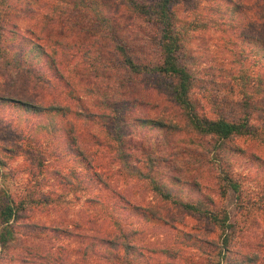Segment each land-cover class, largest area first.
<instances>
[{"label": "rangeland", "instance_id": "rangeland-1", "mask_svg": "<svg viewBox=\"0 0 264 264\" xmlns=\"http://www.w3.org/2000/svg\"><path fill=\"white\" fill-rule=\"evenodd\" d=\"M8 1L10 8L1 6L2 11L7 9L5 14L7 24L3 30L6 41L5 53L4 56H0V97L42 106L68 104L74 108L75 103L65 95L62 77L59 76L62 74V50L73 54L69 62L70 68L75 64L76 70L78 66L80 69L86 66L77 58L81 50L79 52L72 44L78 40L80 43L85 36L84 27H89L91 21L79 12L69 10L62 17V0ZM254 1L249 0L248 5L252 6ZM209 5L210 2L200 0H181L178 8L179 13L183 15L185 10L191 8H196V13L206 12L205 9ZM113 9L114 7L112 11ZM256 11L264 12V4L260 3ZM115 19L118 21L116 27L128 43L135 46L144 42L149 43L147 36H152V31L147 25L122 10L116 11ZM253 24L250 35H253V29H264V26L256 22ZM74 36H77V39ZM92 40L94 42L91 43ZM85 42L88 47L83 48H89L88 55L93 57L98 43L94 38ZM65 43L69 45L66 46ZM32 44L40 45L45 52L42 55L36 53L34 57L29 54L34 62L36 74L40 75L43 81L35 79L34 74L27 71V62L24 61L27 48L30 46L34 48ZM184 47L187 68L194 76V95L198 97L204 110H209L210 101L215 100L220 101V107H223L224 112L230 111L229 105L224 107L221 104V98L233 99V85L228 83V78L221 69L232 68L235 64L233 60L241 49L242 56H246L242 63L247 68L246 71L250 73L257 69V62L256 65L250 63L260 56L258 52L255 53L256 48L240 43L236 34L222 32L219 26L192 32ZM49 58L52 60L53 69L47 62ZM105 66L111 70L106 72L110 74L109 76L102 74L100 65L98 68L95 67L96 69L84 68L87 71L85 80L74 85L73 92L81 98H87L89 95L83 92L86 85L103 87L109 84L107 88L110 92L123 93V89L120 90V86H123L120 80H115L113 72L116 67L113 61L107 59ZM53 70H57V73L55 74ZM143 82L142 79L136 80L119 102L122 106H127L126 109H122L124 117L120 123L121 148L139 157L150 153L156 162L157 177L165 182L178 181L174 188L179 198L188 200L208 197L220 203L228 212L229 222L238 223L240 226L237 243L231 247L232 250L230 249L228 264H255L242 259L241 254L253 255L252 253L263 251L264 199L252 205L248 213L236 210L233 193L228 190L224 196L216 194L215 169L197 161L192 153L193 147L186 144L187 139L183 134H170L141 126L137 119L157 115L161 106L159 103H163L161 102L163 96L155 99V91ZM116 85L119 89H115ZM127 96L137 100L123 99ZM116 98L120 97L117 95ZM150 99H154L151 101L155 104H144ZM84 103L90 106L89 101L85 100ZM166 105L164 103L161 108L163 115L170 111ZM50 121L45 114L27 115L21 113L16 104L0 103V155L6 159L8 165L4 170H9L8 176L0 177V189L7 187L13 196L19 193L22 198L26 190L23 187L33 186L34 180L39 183L32 187L35 188L34 195L38 199L30 205H25L23 217L19 225H16V230L21 234H17L15 240L9 242L6 250L0 254V264H49L50 260H53V264H62V255L67 263L80 264V258L74 251L80 243L77 239H64L62 229L81 232L88 236L106 237L113 228L111 225L113 218L119 221L118 224L123 230L134 231L132 243L135 246H147L156 251L169 241L177 256L188 258L193 264H206L204 251L181 246L173 242V239L181 238L182 232H190L203 240L215 243L222 236L218 227L212 226L202 216L187 214L167 202L160 201L142 179L124 174H111L110 172L117 167L115 164L107 165L111 161L109 157L112 151L101 146L96 149L97 145L93 142L92 135L99 140L104 139L102 132L104 126L102 127L100 123L82 119L71 120V134L75 136L76 144L84 149L90 162L93 160L99 166L85 170L72 153L66 151L65 136L60 128L52 130L51 136L42 128L43 125H49ZM52 121H55L58 127L65 123L59 116H55ZM261 122H264V115L259 116L256 121L257 124ZM230 145L245 148L247 152L264 159V147L255 141L238 139ZM28 146L46 154L44 166L40 169L41 172L37 169V174L34 164L30 162L29 155L33 152ZM231 160L235 173L249 176L246 181L243 179V187L250 192V196L258 193L261 184L264 185V170L255 169L239 155L231 157ZM106 168L109 171L100 174L101 181H95L90 174L93 170L101 172ZM69 169L75 170V175L69 173ZM30 174L34 176L31 177ZM76 184L78 187H75ZM134 205L156 213L163 217L165 222L143 221L135 214ZM31 226L43 227L42 234L30 233ZM62 245L65 247L63 252ZM26 251H29V254H26ZM40 253L47 257L39 258ZM24 256L29 259L23 261ZM168 261L170 260L163 254L158 256L153 254L147 262L165 264ZM85 264L96 263L93 257H89ZM174 264L185 263L175 260ZM256 264H264V257L262 260L258 259Z\"/></svg>", "mask_w": 264, "mask_h": 264}, {"label": "trees", "instance_id": "trees-1", "mask_svg": "<svg viewBox=\"0 0 264 264\" xmlns=\"http://www.w3.org/2000/svg\"><path fill=\"white\" fill-rule=\"evenodd\" d=\"M180 1L62 0V17L69 10L79 12L80 15L86 16L87 20L91 21L89 27H84L85 36L80 43L78 40L72 44V47H76L79 52L81 50L77 58L79 62L84 63L86 66L80 69L77 65L78 70H76L75 64L70 68L69 62L73 54L62 50V74H59V76L62 77L65 95L74 101L75 104L73 105L75 107H69L68 104L63 106L35 105L5 97H0V103L16 104L21 113L27 115H47L51 119L50 124L43 125L42 128L45 129L48 135L52 134V130L60 128L65 136L66 151L71 152L75 160L85 170L93 169L98 165L93 160L90 162L84 153V149L79 148L80 146L76 144V138L71 134V120L82 119L100 123L102 127L104 126L102 128L104 139L99 140L93 135L92 137H94L93 142L97 145L95 146L96 149L101 146L112 151L109 157L111 161L107 165L115 164L117 167L110 173L142 179L147 184L148 189L160 201L167 202L187 214L202 216L212 226L218 227L222 232L218 242H208L190 232H182L181 238H174L173 242L184 247L204 251L203 257L206 264H228L231 247L237 243V233L240 226H238V223L229 222L226 209L220 203H216L208 197L188 200L179 198L174 188L178 185V181L165 182L160 180L155 172L156 162L150 153L139 157L121 148L120 123L124 117L122 109H126L127 106H122L119 102L121 97L125 96L128 88L135 84L136 80L142 79L144 80L143 84H147V87L155 91V99L160 95L163 96L161 98L163 103H159L161 106L159 113H157L158 116L137 119L141 126L144 125L148 129L170 134H183V137L187 139L186 144L193 147L194 152L192 153H194L197 161L215 169L216 194L224 196L228 190L233 193L236 210L248 213L252 205L264 199V185L262 184L258 193L250 196V192L243 187L244 181L249 179V176L234 172L231 157L239 155L244 162L254 166L255 169L261 170H264V159L252 152H247L245 148L230 145L231 142L241 139L255 141L264 147V122H261V124L256 123L258 117L264 115V29H253L255 34L250 35L252 34L250 29L254 27L253 22L264 26V12L257 13L256 11L260 3L264 4V0H252L254 1L252 6L248 5L249 0H200L210 2V5L205 9L206 12L198 11L199 13H196V8H191L188 11L185 10L183 15L179 13L178 5ZM113 3L115 6H113ZM2 5L8 8L11 6L8 0H0V56H4L5 53L6 41L3 30L7 24L5 18L7 9L2 11ZM120 10L151 29L152 36H147L148 44L144 42L135 46L127 42L125 36L116 27L118 21L115 19V14L116 11ZM216 26H219L222 32L227 31L236 34L240 43L255 47V53L260 54L257 59L250 61L252 65H256V62L258 64L257 69L250 73L246 71L247 68L242 64L246 59L244 58L246 56H242V49L237 52L236 58L233 60L235 64L232 68L221 69L227 76L228 83L233 85V99L221 98V104L224 107L227 105L230 107V111L227 110V112H224L223 107H220V101L216 102L215 100L210 101L209 110H204L198 97L194 95V76L187 68L184 59V45L190 34ZM77 36L74 37L77 39ZM93 38L98 46L95 48V55L89 57V48L83 47L87 46L85 41ZM67 42L70 43V41ZM69 43H65V45L67 46ZM33 47V49L31 46L27 48L25 52L27 56L24 61L27 62V71L33 73L35 79L43 81L44 79L36 74L35 68H33L34 62H32V57L29 54L34 57L36 53L42 55L45 52L40 45H33ZM107 59L113 61L116 67L113 73L115 80H120V84L123 85L120 86L123 93L110 92L107 88L109 84L103 87L86 85L83 92L89 95L87 98H81L73 92L74 85L81 80H85L87 71L84 68L92 67L96 69L100 65V70L103 71L102 74L109 76L110 74L106 72L111 70H108L105 66ZM47 62L53 69L51 58ZM53 72L56 74L57 70H53ZM115 89H119L118 85L115 86ZM117 95L120 97L119 99L116 98ZM123 99L129 100L130 98L127 96ZM131 99L132 101L137 100L135 98ZM85 100L90 102V106L84 103ZM151 100L154 99H150L144 104H155ZM164 103L167 104L165 107L170 110L165 115L161 111ZM55 116L62 117V122H65L61 127L56 126L55 121H52ZM29 148L33 152L29 155L30 162L34 164L35 174H37L38 171L41 172L40 169L44 166L46 154L34 148ZM89 159H92V157H89ZM7 166L6 159L0 155V177L9 175V170H4ZM74 171L69 169V173L75 175L76 172ZM108 171V168L101 170V172L93 170L90 174L93 175L95 181H101L100 174ZM32 175L31 177L34 176ZM32 183L33 186L39 184L37 180ZM77 184L75 187H78ZM33 186L23 187L26 190L22 198L19 193L13 196L7 187L0 189V254L6 250L9 242L15 240L17 234H21L16 230V225H19L18 223L23 217L22 212L25 205H30L35 199H38L34 195L35 188H32ZM133 209L135 214L139 215L143 221L157 220L165 222L163 217L154 212L151 213L150 210H146L139 205H134ZM118 222L115 218L111 220L113 228L106 237L88 236L68 229H62V237L70 240L77 239L80 243L79 247L74 249L80 258V264H85L86 259L89 257H93L96 264H150L148 262L153 254L157 256L163 254L167 257L170 261L165 262V264H174L175 260L185 264H193L192 261H188V258L177 256L171 247L172 245H169V241L156 251L149 249L147 246H135L132 243L134 231L123 230ZM42 228L31 226L30 233L42 234ZM225 230L228 231L225 232ZM135 247H139V249ZM64 249L65 247L62 245V252ZM28 252L26 251V254ZM252 254L242 253L241 258L256 264L258 259L262 260L264 257V246L262 252ZM45 257L47 256L40 253L39 258ZM27 259H29L27 256L23 257V261ZM56 259L57 257L54 260ZM64 259L62 255V264H69ZM48 263L53 264V260Z\"/></svg>", "mask_w": 264, "mask_h": 264}]
</instances>
